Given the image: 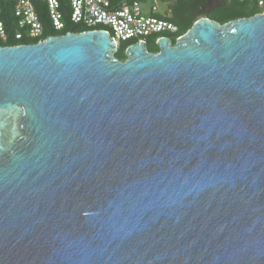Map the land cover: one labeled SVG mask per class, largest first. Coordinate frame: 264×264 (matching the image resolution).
I'll list each match as a JSON object with an SVG mask.
<instances>
[{"label":"water","instance_id":"water-1","mask_svg":"<svg viewBox=\"0 0 264 264\" xmlns=\"http://www.w3.org/2000/svg\"><path fill=\"white\" fill-rule=\"evenodd\" d=\"M198 14L0 46V264H264V11Z\"/></svg>","mask_w":264,"mask_h":264},{"label":"built area","instance_id":"built-area-1","mask_svg":"<svg viewBox=\"0 0 264 264\" xmlns=\"http://www.w3.org/2000/svg\"><path fill=\"white\" fill-rule=\"evenodd\" d=\"M45 2L49 17V27L60 33L65 28L64 15L60 10L59 0H42ZM161 0H68L69 20L71 23L89 29H102L109 32L118 47L120 42L134 40L145 42V38L154 35V41L173 35L176 40L183 33L173 22L157 16L164 15L160 10ZM249 6H257L258 13L264 11V0H239ZM0 0V46L13 39L14 45L21 43L22 39H34L36 43L44 41V25L41 22L33 0H11V11L15 18L14 31L9 34L1 18ZM254 14V15H255ZM199 17V16H198ZM167 37V36H166Z\"/></svg>","mask_w":264,"mask_h":264},{"label":"trees","instance_id":"trees-1","mask_svg":"<svg viewBox=\"0 0 264 264\" xmlns=\"http://www.w3.org/2000/svg\"><path fill=\"white\" fill-rule=\"evenodd\" d=\"M59 1L61 5L60 10L64 15L65 28L62 32L57 33L49 27V17L45 2H43L42 0H33L35 10L41 22L44 25L43 36L45 37L62 35L65 34L66 32L77 33V32H81L84 29L83 26L71 23V21L69 20L68 0H59ZM172 1L173 2L170 5V10L173 12L174 15L171 16V14L165 12L164 15H157V16L163 17L173 22L178 26L180 33H185V31L191 26L195 18L188 21L187 23L186 22L184 23V17H182L177 13L183 12L184 8L189 7L190 9V6H191V11H195L202 3V0H172ZM1 8H2L1 18L4 21L9 34H11V32L14 31V23H15V18L11 11V0H1ZM258 11L259 8L257 6L255 5L249 6L244 1L222 0L221 7L218 8L217 14L209 13V14H201L200 16H207L208 18L215 20L219 23H225L233 19L253 16ZM166 36L170 38L172 43H174L175 39L172 37V35L166 34ZM134 42H135L134 40H125L120 42L115 52V56L120 60H124L126 58L125 48ZM15 43L17 42L13 41V39H9V41L3 45H14ZM21 43H36V40L22 39ZM147 48L150 52L158 51V47L155 43L153 45H147Z\"/></svg>","mask_w":264,"mask_h":264},{"label":"flooded vegetation","instance_id":"flooded-vegetation-1","mask_svg":"<svg viewBox=\"0 0 264 264\" xmlns=\"http://www.w3.org/2000/svg\"><path fill=\"white\" fill-rule=\"evenodd\" d=\"M221 4H222V0H220V1L219 0H202V3L200 4V6L195 11H191V6H190V9H189V7L184 8L183 12H178L177 14L184 17V23L185 22L187 23L188 21L197 17L198 12L200 15L201 14H209L215 8H220ZM168 13L171 14V16L174 15L171 10H169ZM167 38H169V37H167Z\"/></svg>","mask_w":264,"mask_h":264},{"label":"rangeland","instance_id":"rangeland-1","mask_svg":"<svg viewBox=\"0 0 264 264\" xmlns=\"http://www.w3.org/2000/svg\"><path fill=\"white\" fill-rule=\"evenodd\" d=\"M172 2H173L172 0H161V1H159V8H160V10L168 13L169 10H170V5H171ZM210 13L211 14H217L218 13V8H215ZM197 17H195V18H197ZM172 37H173V35H172ZM145 42H146V45H153L155 43V41H154V35H151V36L146 37L145 38Z\"/></svg>","mask_w":264,"mask_h":264}]
</instances>
